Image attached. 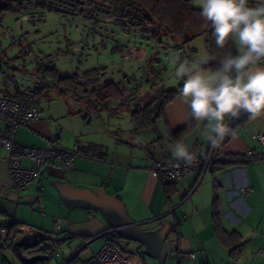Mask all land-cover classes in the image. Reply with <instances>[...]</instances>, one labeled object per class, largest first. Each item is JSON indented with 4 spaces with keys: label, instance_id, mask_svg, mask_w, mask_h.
I'll use <instances>...</instances> for the list:
<instances>
[{
    "label": "crops",
    "instance_id": "0c3cea01",
    "mask_svg": "<svg viewBox=\"0 0 264 264\" xmlns=\"http://www.w3.org/2000/svg\"><path fill=\"white\" fill-rule=\"evenodd\" d=\"M192 2L199 7L198 0ZM255 3L249 0L250 7ZM150 100L146 96L142 103ZM38 106L42 116L17 129V142L41 147L54 141L77 148L81 155L74 157L69 169L59 161L45 164L26 189L17 191L8 174L7 150L0 147V224H16L18 244L49 238L58 221L71 234L65 242L72 255L83 242L88 246L100 238L106 242L105 235L114 228L120 234L131 227L143 230L171 216L169 230L176 242L177 264H264V148L253 137L264 132V112L234 128L220 147L224 157H251L250 161L216 167L198 184V174L192 172L172 186L151 174L154 156L171 155L168 145L176 141L190 149L199 143L200 152L211 146L201 134L204 122L190 118V109L179 93L166 104L154 126L139 130L131 119L126 128H120L117 116L112 121L93 118L68 104ZM238 118L229 121L226 117L229 128ZM192 121L190 129L175 136ZM7 125L8 120L0 117V131ZM88 145L94 146L93 157L86 155ZM22 165L31 167L32 163L23 158ZM241 187H249L250 192L243 194ZM188 190H192L190 197L182 201L180 197ZM17 248L26 261V249ZM96 251L91 250L89 256ZM188 253H194L193 260L186 257Z\"/></svg>",
    "mask_w": 264,
    "mask_h": 264
},
{
    "label": "rangeland",
    "instance_id": "374dc122",
    "mask_svg": "<svg viewBox=\"0 0 264 264\" xmlns=\"http://www.w3.org/2000/svg\"><path fill=\"white\" fill-rule=\"evenodd\" d=\"M31 13H41L43 15V20L36 24L29 21L22 23L16 21V18L20 17L22 14ZM90 24L93 23L88 19H80L77 16H64L60 12L49 10L45 6L40 7L35 4L26 5L23 8L14 6L4 14L0 22V47L3 52V58L9 60L13 64L25 63V67L28 71L35 72L37 57L39 58L41 54H51L57 73L62 77L70 76L75 84L76 80L72 78L73 73H82L85 71L87 73L91 71L90 73H92V70L96 69L100 73L104 71L106 73V78H111L121 89L128 88L124 80L125 76L128 79H132L133 85L135 81L139 82L140 77L143 75L142 68L152 66L161 71L159 78H157L158 80L164 81L163 84H161L162 89L179 90L182 87L183 81L178 80L174 75L176 65H173L171 62L172 58L180 57V51L172 48L173 45L171 41L165 39L163 45L160 46L155 44L152 40L142 37L141 33L131 31L128 34L118 29L117 37L122 41H129V44L133 46V48H131V58L124 59L122 56L126 51L121 47H117L116 40L107 39V41H105V38L88 28ZM11 30L16 36V41L14 42L10 39L9 32ZM26 32H28L29 35L21 37ZM87 33L88 37L86 39ZM84 39L87 41V44L83 41ZM68 41L70 43L69 47H67ZM76 45L78 49L74 52L73 47ZM140 45L141 48L135 50L134 47ZM148 45L153 46L152 51L146 49ZM182 48L186 51V57L183 61H189L204 54L209 55L206 39L203 34L197 35L188 42L183 43ZM73 53L78 55L83 54L81 63L76 61L77 57L74 56ZM141 55H145L149 60L141 64L139 60L135 59ZM3 81L4 78L0 72L1 95L3 93L7 94V92L11 90V85L5 86ZM138 84L139 83L136 84L137 88L144 87L148 89L150 87V83L147 82L146 79L140 80V84ZM77 88L80 89L81 93L79 96L83 97L82 99L68 96L66 99L64 98V101V99L58 95L57 89L52 87L46 89L44 96H37L36 102L38 105H43L45 107L50 103L54 105L57 103L61 105L68 104L75 110L95 112L96 115L93 116V118L100 116L101 119L110 118L112 121V119L117 116V121L121 124L120 128H126L125 125L130 123V112L133 107L126 104V102L122 100V97L119 100L107 99L102 106L96 109L89 106L87 99L91 91H101L102 87L99 88L97 85H86ZM152 92L151 90L147 93V97H151ZM61 101H64V104ZM111 109H113L114 112H112ZM207 176L208 174L206 173L205 177ZM182 212L181 208L177 211V214L180 215ZM171 219V216H168L165 217L164 220L155 222V224L147 228H143V230L138 228L139 232L134 234L136 240L117 239L119 250L127 258L129 264H177L175 254L176 242L173 233L169 230ZM143 233L151 234V236H146ZM122 234L133 235L132 231H123ZM20 240L21 238L16 242ZM46 240L47 239H41L39 243ZM103 242L102 238L95 240L90 246L84 248L70 264H79L81 260L89 256L91 250H98ZM40 247L42 246L40 245ZM43 252H46V249ZM70 252L71 250L68 248V242H63L54 255L48 259L38 258L39 260H31V258L44 253H29L26 251V259L24 258L26 261H24L17 254L8 252L5 257H0V264H60L64 261V258L67 259L71 256Z\"/></svg>",
    "mask_w": 264,
    "mask_h": 264
},
{
    "label": "built area",
    "instance_id": "2783aa9c",
    "mask_svg": "<svg viewBox=\"0 0 264 264\" xmlns=\"http://www.w3.org/2000/svg\"><path fill=\"white\" fill-rule=\"evenodd\" d=\"M76 16L80 19H88L87 15H83L81 12H78ZM93 16V24H90L91 27L88 26V28L94 33H97L105 38V41H107V39L116 40L117 46H121V48L126 51L122 58L130 59L132 54L131 48H133V46L129 44V41H122L117 37L118 29H121L125 33H130L129 25L126 23V20L114 14H94ZM41 20H43V15L41 13L22 14L20 17L16 18L18 23L29 21L36 24ZM140 33L142 35H144V33L148 34V31L141 30ZM9 35L12 42L16 41V36L13 34L12 30L9 32ZM28 35L29 33L26 32L21 37H26ZM87 37L88 33L86 35V39ZM170 38L171 42H173V36ZM83 41L87 44L85 39ZM156 41L157 44H160L162 36L158 35ZM69 44L70 43L68 41L67 47H69ZM172 45L174 50L180 51L179 60L182 62L186 57V51L180 44L173 42ZM134 48L135 50H139L141 45L135 46ZM73 49L74 52H76L78 46H74ZM146 49L148 51H152L153 47L148 45ZM73 55L77 57L76 61L81 63L83 54L78 55L73 53ZM3 57V52L0 47V72L3 75V82L5 86L11 85V90L8 91L6 95H0V117L8 120L7 127L0 131V147H5L7 150L6 164L11 185L15 190L20 191L25 189L35 179L39 169L45 164L59 161L66 169H69L72 166L74 157L81 155V152L78 151L77 148H65L54 141H51L48 145L41 147L26 146L17 142V129L30 121L38 120L42 116V110L36 102V97L39 89H41L44 85L49 84L50 80L43 77L41 74L28 71L25 67V63L13 64ZM135 59L139 60L141 64L149 60L145 55H141ZM36 63H41L48 68L55 67L51 54H41L39 58L37 57ZM145 77L147 78V73L142 75L140 80ZM72 78L76 80V86L80 88L86 85H97V87L101 88L104 85L113 82L111 78H106V73L104 71L100 73L97 70L95 73L90 74H85V72H75L72 74ZM124 80L128 88L121 90L122 100L130 106L135 105L137 102H142V100L147 96V93L151 90L153 91L152 96L150 97L151 99L157 97L161 92L162 83L155 80H146L150 83V87L148 89L139 87L137 90L133 89L134 84L132 85L131 79H128L125 76ZM86 113L90 116L96 115L95 112L87 111ZM225 122L228 123V120ZM229 135L230 133L226 135L223 140L219 141L218 147L210 146L206 152H200V145L199 143H196L190 149L196 155V159L191 165H184L182 161L177 162L167 152H161L154 156L153 164L149 167V170L151 174L163 184L175 185L180 184L182 179L189 176L192 172H197L198 178L195 182L197 184L201 180L204 172L212 169L215 162L223 158V155L220 152V147L226 142ZM253 137L256 139L258 144L264 148V132L256 133ZM86 148V155L88 157H93L94 146L88 145ZM23 158L29 159L32 166H23ZM177 163H179V167H176ZM240 191L243 194H247L250 192V188L241 187ZM191 192L192 190L185 192L184 195L180 197L181 200L183 201L189 198ZM54 225V230L50 233L49 238L41 244L42 246H47L46 252L43 254L44 259H48L53 256L62 243L71 237L69 232L62 230L61 224L58 221H56ZM114 231H117V229L114 228L110 230V232ZM12 241L13 237L9 232L8 225H0V254L7 251L8 245L11 244ZM186 257L189 260H193L195 255L194 253H188ZM35 259L36 257L31 258V260ZM66 262L67 260H64L60 264H66ZM79 264H129V262L114 243L106 241L96 252H93L88 258L81 260Z\"/></svg>",
    "mask_w": 264,
    "mask_h": 264
},
{
    "label": "clouds",
    "instance_id": "9594fccd",
    "mask_svg": "<svg viewBox=\"0 0 264 264\" xmlns=\"http://www.w3.org/2000/svg\"><path fill=\"white\" fill-rule=\"evenodd\" d=\"M199 16L212 28L215 44L224 49L229 42L238 46L237 54L231 50L217 58L200 55L176 65L174 75L183 81L180 98L190 109V118L204 122L201 134L212 147L229 134L226 123L238 118L242 111L251 116L264 112V0H198ZM217 61L215 67H206ZM168 148L172 158L191 165L196 155L185 143L176 141ZM179 163L176 167H179Z\"/></svg>",
    "mask_w": 264,
    "mask_h": 264
},
{
    "label": "trees",
    "instance_id": "16d2710c",
    "mask_svg": "<svg viewBox=\"0 0 264 264\" xmlns=\"http://www.w3.org/2000/svg\"><path fill=\"white\" fill-rule=\"evenodd\" d=\"M32 4L40 7L45 6L49 10L58 11L62 15L66 16H76L78 12H81V14L83 15L86 14L88 20L91 22L94 14H114L126 20V23L129 25L130 32L134 31L140 33L141 30H147L148 34L144 33L142 37H146L147 39L152 40L153 42H155V44H157V36L161 35L162 41L160 44H157L160 46L163 45L165 39L171 41V36H173L174 43L182 45L183 43L188 42L190 39L197 35L205 34L209 55H215L217 58H219L229 50H231L234 55L238 52V46L231 42L226 44L224 49H220L216 46L211 26L206 25L202 18H200L199 12L201 9L199 7H196L193 4L192 0H0V22L4 14L7 11L11 10L14 6L23 8L26 5ZM216 65L217 61H211L210 64L206 67H215ZM95 70H92V73H95ZM142 71L143 75L147 73V78L145 77L144 79H150L149 81H157L161 73L160 69H156L152 66L143 67ZM35 72L50 79L49 84L44 85L41 89H39L37 96L43 94V91H45L47 88L55 87L58 91V95L62 98H67L68 96L77 99L83 98L79 96V94L81 93L80 89L77 88L78 86H76L71 77L60 76L55 70V67L48 68L41 63H37ZM88 73L86 72L85 74ZM136 84L137 82L135 81L133 87L134 90L138 89ZM121 90L122 89L114 82H110L107 85L103 86L101 91H91L89 93L90 96L87 99V103L89 104V106L98 109L107 99H121ZM178 93L179 90H165L161 87L160 94L157 97L151 99L148 103L137 102L135 105H133V110L130 113V119L134 126V129L139 130L154 126L155 121L163 116L164 107L166 106V104L173 100V98ZM250 118L251 115L249 113L246 112L245 114H243L230 127L231 131L229 133L233 132L234 128H236L238 125L243 124ZM192 124L193 121L192 123L178 129V131L174 133L175 136L178 137L181 133L190 129ZM250 158L251 157L247 158L244 156H223L221 160L215 162L214 167L209 171H213L214 169H216V167H224L232 164H242L250 161ZM164 185L176 186L175 184ZM2 224L8 225L9 232L13 237V241L8 245L7 251L0 254V257H5L8 252H13L20 257V253L17 248L18 246L24 247V249H26V251H28L29 253H44L43 251L47 249V246L41 245L42 242L37 243L34 240L25 242L24 244H18V242L16 244V241L14 239V226L16 224L1 223L0 225ZM176 233L179 234L177 231H175L174 234ZM121 236L122 235L118 231H114L107 233L105 235V239L108 242L114 243L119 248L117 239L121 238ZM177 238L179 237L176 235V239ZM40 245L42 247H40ZM235 248H233V250ZM78 254L74 255L70 260L66 262V264L72 263L76 259ZM40 256L43 257V254L39 255L38 258H40Z\"/></svg>",
    "mask_w": 264,
    "mask_h": 264
},
{
    "label": "water",
    "instance_id": "95a60500",
    "mask_svg": "<svg viewBox=\"0 0 264 264\" xmlns=\"http://www.w3.org/2000/svg\"><path fill=\"white\" fill-rule=\"evenodd\" d=\"M208 171H209V170H208ZM206 172H207V171H205L204 174H205ZM204 174H203V176H204ZM203 176H202V177H203ZM201 179H202V178H201ZM128 231H132L133 235H132V234H129V235H123V234H121V235H122L121 238H123V239H130V240H136V238H135L136 236H134V234H135L136 232H139V229L136 228V227H131ZM143 234H145L146 236H151V234H150V235L147 234V233H143ZM87 245H88V242H86V244H85V242H83L82 246H81L79 249H77L74 253H72V255H71L70 257H68L66 260L68 261V260H70L74 255L80 253L84 248L87 247ZM36 259H38V257H36Z\"/></svg>",
    "mask_w": 264,
    "mask_h": 264
}]
</instances>
